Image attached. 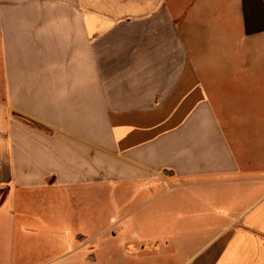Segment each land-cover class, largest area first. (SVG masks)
Here are the masks:
<instances>
[{
	"label": "crops",
	"instance_id": "crops-1",
	"mask_svg": "<svg viewBox=\"0 0 264 264\" xmlns=\"http://www.w3.org/2000/svg\"><path fill=\"white\" fill-rule=\"evenodd\" d=\"M125 190L145 264H264V0H0V238Z\"/></svg>",
	"mask_w": 264,
	"mask_h": 264
},
{
	"label": "rangeland",
	"instance_id": "rangeland-1",
	"mask_svg": "<svg viewBox=\"0 0 264 264\" xmlns=\"http://www.w3.org/2000/svg\"><path fill=\"white\" fill-rule=\"evenodd\" d=\"M125 192L105 196V200L96 193L94 201L90 197L88 210L71 209L67 219L53 218L44 226L32 222L24 236L0 238V264H145L138 259L140 246L152 245L158 233L172 234V228L163 223L167 214L175 221L185 215L182 196L175 193L153 199L154 195L145 194L135 199L131 190ZM75 200L71 202L83 203L82 195ZM168 202L178 206L168 211ZM82 230L89 242L74 241L73 233Z\"/></svg>",
	"mask_w": 264,
	"mask_h": 264
}]
</instances>
